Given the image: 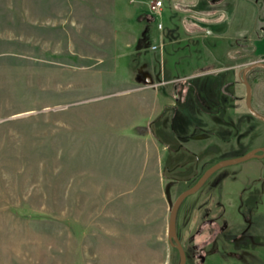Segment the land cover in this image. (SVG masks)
Segmentation results:
<instances>
[{"label": "rangeland", "instance_id": "obj_1", "mask_svg": "<svg viewBox=\"0 0 264 264\" xmlns=\"http://www.w3.org/2000/svg\"><path fill=\"white\" fill-rule=\"evenodd\" d=\"M163 2L144 44L150 49L136 58L115 21L114 0H0V264H178L167 236L172 204L206 168L236 153L215 136L196 141L198 161L188 149L176 153L170 114L146 104L151 91L173 84L187 99L189 134L204 121L194 112L199 89L203 95L215 76L197 75L202 42L190 43L180 13ZM158 23L178 36L163 45L166 77L158 85L137 82L134 65L151 57ZM260 135L251 130L242 149ZM255 163L221 169L182 202L176 230L186 264H264L207 245L218 230L211 219L219 228L227 223L220 235L236 222L232 233L242 229L237 215L221 218L226 207L234 211L238 190L228 182L223 206L222 183L242 170L251 179L259 169L263 178ZM259 191L244 189L242 202L256 204Z\"/></svg>", "mask_w": 264, "mask_h": 264}, {"label": "flooded vegetation", "instance_id": "obj_2", "mask_svg": "<svg viewBox=\"0 0 264 264\" xmlns=\"http://www.w3.org/2000/svg\"><path fill=\"white\" fill-rule=\"evenodd\" d=\"M229 1L230 0H218L220 9L219 11H217V13H215L212 19H214L216 16L222 13L220 11L224 10L223 8H225V6L228 5L227 3ZM253 2L255 3L254 4L255 8L259 10L262 8L264 4V0H258V1L252 0V2L250 3ZM234 5H235V1L231 7L232 9L235 8ZM256 21L260 23L259 26H257L258 24ZM263 31H264V14L261 17L260 13H257L255 17V21H253L248 34L244 37L242 42L235 41L232 51L229 53L228 56L231 63V66L228 68V73L235 74L237 71L238 72L237 79L232 81H227L223 87L219 86L218 82L214 80L209 85L203 86L205 90L203 95H201V90L199 89L198 97H196V100L194 102V107H195L194 112L199 113V116H201L202 120L204 121L196 123V125L192 127L191 129L192 131L189 134H187L186 131V126L188 125L187 124L188 122L183 123L184 121L182 120V117L186 115L188 110L187 99L176 96V104L173 108L170 109L171 114L169 118L171 132L175 135L177 141L179 142V145L177 146L178 149L175 150L176 153L180 152L183 149H187L184 144L191 139L194 138L202 139V138H207L209 136H215L221 139L223 138V134L227 136L225 141L229 146H231L230 150L236 153L235 156L229 159L241 157L252 150L264 147V142L262 141L264 139L262 138V134H264V131L258 130L256 126L252 123V122L264 123V121H262L257 116H255L249 110L247 105L248 102L247 85H249L251 91V97H250L251 107L254 112L264 117V95L258 98L256 92L257 86L262 87V89L264 90V68L254 67L250 69L246 73L247 84L243 79V74L245 69H247L248 67H250L251 65L257 62L264 64ZM237 64H240V66H237ZM235 85L240 86L241 93L236 91L235 88H233ZM239 106L243 107L245 114H243V116L240 115L239 118H234L233 115H236L235 112ZM214 124L222 125L224 126L225 129L221 130L220 132H216L212 129ZM251 130H254L255 132L261 134L260 135L261 141H259L258 144L252 146L249 150L242 149L244 148L243 141ZM198 133L205 137L196 135ZM257 155L258 158H253L243 163L257 161L258 167H260V170L264 172V154L263 152L258 151ZM194 156L196 157L197 160L198 156L197 155ZM211 166H209L208 168H210ZM179 167L180 165L177 164L176 167L174 169H171L169 172L171 173L174 170L179 169ZM208 168H206L205 171ZM217 172H215L214 174H216ZM202 174L199 176V178L202 176ZM239 174L240 173H237L234 179H230L229 181L226 179L224 183H222L223 198L221 203L223 204V206L228 205L226 203V192H228V190L230 189L228 187L229 183L234 182L232 188L237 189L238 187V190L237 192H235L237 197V203L235 205L234 211H232V208L228 209L226 207V209H224L222 212L221 218L226 219L230 216L233 217L234 215H237L240 218L243 227L241 230H239V232L237 231V233H232V230L238 227V223L236 222L233 225L231 224L232 227H230L229 233L225 231V234L223 233L222 235H220L219 233L221 229L223 230L227 229L228 227L227 223L224 222L219 228L217 223H214L215 222L213 221L214 219L213 220L211 219L209 220V224L214 227L216 226L215 228H217L218 230L214 232L215 235L213 236L211 241L207 242V245L216 242L217 244L219 243L220 247H223L224 249L228 250L227 255L237 258L238 260H245L246 257L245 255H243V253L246 252L248 254L257 256V258H260L264 263V232H263L264 231V177L263 178L260 177V173L258 169L256 172V176H252L251 179L249 178L248 181L243 182V184H239V183L237 184V178ZM257 186H259L260 188V191L258 192V197L260 198L259 201L256 204H253L252 206L243 203L241 200L242 197L241 192H243L244 189H248V188L253 190V188ZM186 262H187V255H186Z\"/></svg>", "mask_w": 264, "mask_h": 264}, {"label": "crops", "instance_id": "obj_3", "mask_svg": "<svg viewBox=\"0 0 264 264\" xmlns=\"http://www.w3.org/2000/svg\"><path fill=\"white\" fill-rule=\"evenodd\" d=\"M135 0H114L115 8H116V15L115 21L118 26L121 27V34L125 38V41H128L135 46L133 53L136 58L141 57L142 53L147 52L148 49L144 44H147L148 41L151 39L150 33V25L153 24L154 16L150 12V4L154 0H137L134 4ZM235 1V8L232 9V5ZM172 5V0H170ZM228 4V5H227ZM223 8V12L216 16L213 20L205 22V23H198L192 19H188L182 22L181 16V23H183V27L185 25L186 34L190 43L193 40L199 39L202 42V47L204 50V61L202 62L201 67L202 69H198L199 66L194 65L195 62L192 60V64L194 65L195 70H200L197 75L199 74H213L215 75L214 80L218 82L219 86L223 87L227 81L236 80L238 77V72L236 73H228V68L231 66L229 60V53L232 51L235 41L242 42L244 37L248 34L253 21H255L254 14H255V5L254 3H250L248 0H230ZM164 7V2H163ZM173 7V6H172ZM174 9V7H173ZM264 9V8H263ZM175 10V9H174ZM163 11V8H162ZM216 19V20H215ZM219 22V23H218ZM158 28V24H157ZM159 32V40L157 42V46L160 45L158 49L151 52V57H146L145 59L142 58V61H137L134 65L141 74V79L139 81H147L158 85L157 79H163L166 77V71L164 68V48L165 44L170 45L174 44L178 40V36L175 35L173 30H165L163 33L160 29ZM208 31H212L209 33ZM167 38V43H164V38ZM197 43H193L192 45L196 46ZM147 55V54H146ZM191 55H194L193 53ZM195 56V55H194ZM240 66V64H237ZM141 70H143L141 72ZM204 70V71H202ZM202 71V72H201ZM144 79V80H143ZM156 80V81H155ZM165 80V79H164ZM163 81V80H162ZM170 81L175 80H168L163 81L164 83H168ZM138 85V84H136ZM146 85V84H145ZM163 92H158L153 94L150 92L145 93L149 94L147 97L149 101L146 104L154 105L155 108L159 109L157 113L162 112L167 114H171L170 109L173 108L176 104V93H175V86L173 84L162 85ZM236 91L241 93V88L239 85H235ZM145 92L147 89L144 90ZM262 87L257 86L256 92L257 97H262L264 95ZM162 94L161 103H158V97ZM223 97V96H222ZM221 97V98H222ZM158 103V104H157ZM161 104V105H160ZM236 115H233L234 118H239L240 115L243 116L245 114L244 109L242 106H239L236 110ZM258 130L264 131V123L261 122H252ZM218 126V127H217ZM212 129L216 132H220L224 130V126L222 125H215ZM262 138H264V134H262ZM203 139V138H202ZM200 139H191L187 141L184 145L185 147L190 150L194 155H199L198 149L196 147V141ZM221 141H225L224 138L220 139ZM200 157L198 156L197 161ZM211 159L207 158L205 160H201L198 165V169L202 168L203 165ZM254 165V164H253ZM255 166L258 167L257 164ZM249 176L243 172H240L237 178V184L240 182L248 181Z\"/></svg>", "mask_w": 264, "mask_h": 264}, {"label": "water", "instance_id": "obj_4", "mask_svg": "<svg viewBox=\"0 0 264 264\" xmlns=\"http://www.w3.org/2000/svg\"><path fill=\"white\" fill-rule=\"evenodd\" d=\"M249 2H252L251 0H248ZM254 3V2H253ZM255 4V3H254ZM172 6L175 7V1H172ZM177 11V10H175ZM179 12V11H177ZM181 15L182 12H179ZM184 20V18L182 17V21ZM209 33H212V31H208ZM254 67H262L264 68V64L263 63H254L253 65H251L250 67H248L247 69L244 70V74H243V79L246 82V73L254 68ZM247 89H248V108L249 110L255 115L257 116L259 119H261L262 121H264V117L261 115H258L256 112L253 111L251 104H250V97H251V91H250V87L249 85H247ZM261 151L264 154V147L259 148V149H255L250 151L249 153L241 156V157H237V158H233V159H227V160H222L220 162H217L216 164H214L213 166H211L210 168H208L203 174L202 176L198 179V181L191 186L190 188H188L187 190L183 191L174 201V203L172 204V207L170 209V215H169V221H168V228H167V236H168V241L170 243V245L175 248L178 251V255H179V262L178 264H185L186 263V254L185 251L182 247V244L178 238L177 235V230H176V218H177V212L178 209L180 207V205L182 204V202L188 197L191 196L193 194H195L196 192H198L200 190V188L204 185V183L218 170L228 167V166H232V165H236L239 163H243L246 161H249L253 158H258L257 152Z\"/></svg>", "mask_w": 264, "mask_h": 264}, {"label": "trees", "instance_id": "obj_5", "mask_svg": "<svg viewBox=\"0 0 264 264\" xmlns=\"http://www.w3.org/2000/svg\"><path fill=\"white\" fill-rule=\"evenodd\" d=\"M175 1L174 9L182 12L184 21L192 19L198 23L213 20L215 13L219 11L218 0H172ZM223 12V11H220ZM219 12V13H220Z\"/></svg>", "mask_w": 264, "mask_h": 264}, {"label": "built area", "instance_id": "obj_6", "mask_svg": "<svg viewBox=\"0 0 264 264\" xmlns=\"http://www.w3.org/2000/svg\"><path fill=\"white\" fill-rule=\"evenodd\" d=\"M150 12L154 15V16H158L160 17L162 14V8H163V0H154L151 4H150ZM158 29L162 30L163 26L161 23H158ZM160 47L157 45H153L152 49H158Z\"/></svg>", "mask_w": 264, "mask_h": 264}, {"label": "bare ground", "instance_id": "obj_7", "mask_svg": "<svg viewBox=\"0 0 264 264\" xmlns=\"http://www.w3.org/2000/svg\"><path fill=\"white\" fill-rule=\"evenodd\" d=\"M90 251V250H89Z\"/></svg>", "mask_w": 264, "mask_h": 264}]
</instances>
